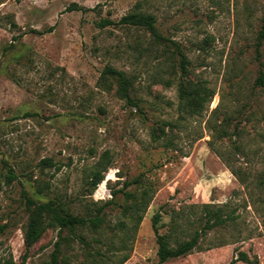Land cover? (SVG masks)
<instances>
[{"label":"rangeland","instance_id":"obj_1","mask_svg":"<svg viewBox=\"0 0 264 264\" xmlns=\"http://www.w3.org/2000/svg\"><path fill=\"white\" fill-rule=\"evenodd\" d=\"M132 11L155 17L168 48L119 23ZM263 14L264 0H0V260L11 254L19 263L24 253L25 191L75 214L113 198L99 229H77L81 239L63 232L59 264H118L125 255L124 264H157L154 214L160 234L174 224L175 246L201 230L204 206L232 219L163 264H230L239 252L264 264ZM172 42L187 58L186 74ZM107 66L133 78L142 114L112 80L103 83ZM182 80L209 92L200 108L180 100ZM107 150L109 168L91 192ZM143 186L152 197L133 214L118 190L139 196ZM56 239L48 229L25 264H50Z\"/></svg>","mask_w":264,"mask_h":264},{"label":"trees","instance_id":"obj_2","mask_svg":"<svg viewBox=\"0 0 264 264\" xmlns=\"http://www.w3.org/2000/svg\"><path fill=\"white\" fill-rule=\"evenodd\" d=\"M262 24L258 32V41L257 46L260 45L261 41L264 39V14L261 18ZM120 24L123 25H133L146 29L152 36L153 40L160 44L163 42L165 47V38L162 37L156 28L155 17L149 13H143L141 11H132L127 15L123 16L119 20ZM106 23L101 22V26ZM175 45V51L180 56V69L182 74H186V64L188 63L186 56L181 50L176 46L175 42H172ZM168 48V47H167ZM173 53V52H172ZM101 79L104 84L107 81L112 80L116 85L117 95L123 99L129 106H133L138 113L142 114V107L140 106L138 100L132 96L133 90V78L127 75L124 71L115 69L111 66H107L102 71ZM110 79V80H109ZM256 84L260 87H264V73L259 72V75L256 78ZM110 86V85H109ZM108 86V87H109ZM179 98L186 105H194L195 108H200L203 105L209 92H207L204 86H190L185 81H180L178 85ZM26 116L31 115L29 113L25 114ZM161 133L164 131L161 129ZM157 139V138H156ZM109 151H105L100 156V159L96 163L94 169L91 172L89 186L91 192H93L98 184L104 179V172L109 168ZM41 164L47 166H53L51 159L45 158L41 160ZM236 177L240 180H243L240 174L237 171H233ZM6 182L11 183L15 179V174L13 170L9 167L5 175ZM126 183L124 187L128 186ZM119 193H123L124 197H127L130 200L128 204L129 208H132L133 214H136L139 211H143L152 197L153 191L150 186H143L139 192L140 195H136L134 192H126L123 189L118 190ZM115 192L114 194L116 195ZM23 198L25 202V208L28 213L27 221L23 226V242H24V253L21 256V261L16 263L12 255L9 254L7 257H4L0 260V264H25L28 258L31 248L37 243V241L42 237V235L48 229L57 230V239L54 242L53 250L50 254V264H59V256L62 251L61 247L66 241V235H63V232L67 230L68 234L71 237L79 238L80 236L76 234L77 229L87 228L88 230L96 231L104 223V210L105 207L109 204H114L112 202L113 198L104 204L95 207L93 210L88 209V212L85 214H75L73 213L65 203L61 201L48 200V201H37L36 199L30 197L25 191L23 193ZM206 220L201 227L200 231H195L193 235L182 242L176 243L175 246H170L169 239L174 232V224L171 225V231L168 234H160L158 231L157 223L159 221V214L156 213L152 217V228L156 235V241L158 244L157 249V264H163L169 259L178 258L185 256L191 253L194 249L199 248V238L201 234H204L206 230L213 229L216 226L223 225L227 220L232 219L229 215L223 216L222 209H212L209 206H204ZM141 216L136 217L135 227L140 223ZM6 224L0 225V234L4 233ZM103 258V255H101ZM128 256L125 255L119 261L118 264H124L128 260ZM103 261V259H101ZM235 261H243L246 263H252L247 255L243 252H239L238 256L231 260L230 264Z\"/></svg>","mask_w":264,"mask_h":264}]
</instances>
